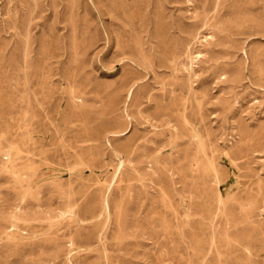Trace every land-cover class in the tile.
Segmentation results:
<instances>
[{"label": "rangeland", "instance_id": "1", "mask_svg": "<svg viewBox=\"0 0 264 264\" xmlns=\"http://www.w3.org/2000/svg\"><path fill=\"white\" fill-rule=\"evenodd\" d=\"M0 264H264V0H0Z\"/></svg>", "mask_w": 264, "mask_h": 264}, {"label": "bare ground", "instance_id": "2", "mask_svg": "<svg viewBox=\"0 0 264 264\" xmlns=\"http://www.w3.org/2000/svg\"><path fill=\"white\" fill-rule=\"evenodd\" d=\"M35 3V2H34ZM119 4V3H118ZM76 9V8H75ZM34 15V14H33ZM34 17V16H33ZM69 21H70V19H69ZM29 30V29H28ZM27 55V54H26ZM158 56V55H157ZM177 70V69H176ZM191 73V72H190ZM190 81V80H189ZM187 85H189L188 83H187ZM189 87V86H188ZM191 87V86H190ZM171 88V87H170ZM173 93V92H172ZM190 93H192L191 91H190ZM178 94V93H177ZM190 96H191V94H190ZM29 97V96H28ZM195 97V96H194ZM175 98V97H174ZM190 98V97H189ZM28 99V98H27ZM192 99H194L193 97H192ZM196 99V98H195ZM173 100V99H172ZM28 102V101H27ZM190 103V102H189ZM193 103V102H192ZM202 103V102H201ZM21 105V104H20ZM189 105V104H188ZM26 106V105H25ZM183 106H184V104H183ZM187 106V105H186ZM193 106V105H192ZM23 107V106H22ZM176 107V106H175ZM190 107H191V105H190ZM172 108V107H171ZM185 108V107H184ZM183 108V109H184ZM189 108V107H188ZM203 108V107H202ZM176 109V108H175ZM186 109V108H185ZM200 110V109H199ZM198 110V111H199ZM184 111H186V110H184ZM192 111V110H191ZM201 111V110H200ZM170 112H172V111H170ZM169 112V113H170ZM189 113H191V112H189ZM204 113V112H203ZM185 114V113H184ZM47 116V115H46ZM159 116V115H158ZM191 117H193V116H191ZM29 118H31V117H29ZM28 118V119H29ZM190 119V118H189ZM192 119V118H191ZM199 119V118H198ZM198 119H196V120H198ZM185 120H186V118H185ZM187 120H188V118H187ZM186 120V121H187ZM193 120H195V119H193ZM188 123H189V121H187ZM194 122V121H193ZM198 122V121H197ZM187 123V124H188ZM185 124V123H184ZM22 125V124H21ZM27 126V125H26ZM185 126H186V124H185ZM180 127V126H179ZM27 129H29V128H27ZM26 129V130H27ZM32 129V128H31ZM30 129V130H31ZM30 130H28V131H30ZM181 130H182V128H181ZM188 130V129H187ZM32 131V130H31ZM188 132V131H187ZM190 132V131H189ZM194 132V131H193ZM37 133V132H36ZM26 134V133H25ZM200 140V139H199ZM26 142H28V141H26ZM25 142V143H26ZM197 142V141H196ZM211 142V141H210ZM209 143V142H208ZM34 144V143H33ZM202 144V143H201ZM219 144V143H218ZM197 145H198V143H197ZM199 145H200V142H199ZM139 146V145H138ZM211 147V146H210ZM37 148V147H36ZM39 148V147H38ZM198 148V147H197ZM33 149V148H32ZM199 149V148H198ZM201 149H202V147H201ZM25 150V149H24ZM128 150V149H127ZM126 150V151H127ZM197 150V149H196ZM27 151V150H26ZM211 151V150H210ZM137 152V151H136ZM199 152H200V149H199ZM203 152V151H202ZM213 153V152H212ZM35 155V154H34ZM199 155V154H198ZM196 156V155H195ZM207 156H208V154H207ZM212 156V155H211ZM31 157V156H30ZM30 157H28V158H30ZM125 157V156H124ZM129 157V156H128ZM66 158V157H65ZM126 158V157H125ZM198 158H199V156H198ZM243 158V157H242ZM32 159V158H31ZM207 159V158H206ZM30 160V159H29ZM27 161V160H26ZM207 161V160H206ZM24 163V162H23ZM37 163V162H36ZM209 163V162H208ZM240 164H242V163H240ZM191 166V165H190ZM210 166V165H209ZM215 167V166H214ZM120 168V167H119ZM186 168V167H185ZM189 168H191V167H189ZM210 168H212L211 166H210ZM217 169V168H216ZM179 170V169H178ZM202 172V171H201ZM182 173V172H181ZM185 173V172H184ZM191 174V173H190ZM206 174V173H205ZM202 175H203V173H202ZM184 176V175H183ZM211 176V175H210ZM215 176V175H214ZM221 176V175H220ZM190 177V176H189ZM216 177V176H215ZM218 177V176H217ZM74 178V177H73ZM76 178V177H75ZM181 178H182V176H181ZM213 178V177H212ZM188 179V178H187ZM219 180V179H218ZM186 181V180H185ZM180 182H181V180H180ZM125 185V184H124ZM191 185V184H190ZM203 185H205V184H203ZM218 186V185H217ZM209 189V188H208ZM219 190V189H218ZM182 191H183V189H182ZM185 191V190H184ZM194 192V191H193ZM198 194V193H197ZM200 195V194H199ZM214 195V194H213ZM221 195V194H220ZM122 196V195H121ZM124 196V195H123ZM192 197V196H191ZM219 197H221V196H219ZM201 198V197H200ZM203 199V198H202ZM219 199V198H218ZM106 200V199H105ZM204 200V199H203ZM91 200H89V202H90ZM199 201V200H198ZM76 202V201H75ZM106 202H107V200H106ZM204 201H202V203H203ZM223 202V201H222ZM108 204V203H107ZM210 204V203H209ZM240 204V203H239ZM223 206V205H222ZM240 208H241V206H239ZM217 257H219V256H217ZM211 259V258H210ZM205 262V261H204ZM220 263V262H219Z\"/></svg>", "mask_w": 264, "mask_h": 264}]
</instances>
